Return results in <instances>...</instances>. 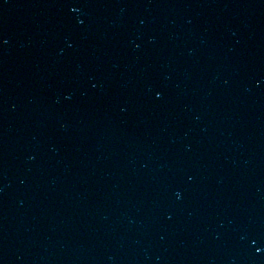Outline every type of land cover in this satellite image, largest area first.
Instances as JSON below:
<instances>
[{
    "label": "water",
    "instance_id": "obj_1",
    "mask_svg": "<svg viewBox=\"0 0 264 264\" xmlns=\"http://www.w3.org/2000/svg\"><path fill=\"white\" fill-rule=\"evenodd\" d=\"M0 264H264V0H0Z\"/></svg>",
    "mask_w": 264,
    "mask_h": 264
},
{
    "label": "snow or ice",
    "instance_id": "obj_2",
    "mask_svg": "<svg viewBox=\"0 0 264 264\" xmlns=\"http://www.w3.org/2000/svg\"><path fill=\"white\" fill-rule=\"evenodd\" d=\"M157 95H159V93H157ZM256 251H257V252H259V251H260V249H259V248H257V249H256Z\"/></svg>",
    "mask_w": 264,
    "mask_h": 264
}]
</instances>
